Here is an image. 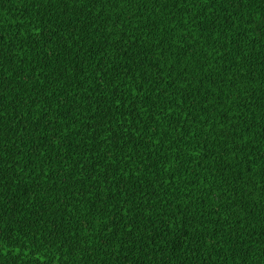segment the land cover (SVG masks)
Wrapping results in <instances>:
<instances>
[{"label": "trees", "instance_id": "obj_1", "mask_svg": "<svg viewBox=\"0 0 264 264\" xmlns=\"http://www.w3.org/2000/svg\"><path fill=\"white\" fill-rule=\"evenodd\" d=\"M0 264H264V0H0Z\"/></svg>", "mask_w": 264, "mask_h": 264}]
</instances>
